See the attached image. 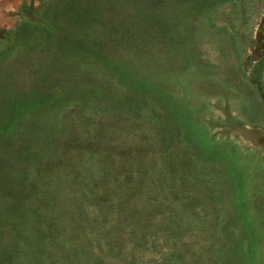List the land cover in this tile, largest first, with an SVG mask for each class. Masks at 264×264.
<instances>
[{"label":"rangeland","instance_id":"obj_1","mask_svg":"<svg viewBox=\"0 0 264 264\" xmlns=\"http://www.w3.org/2000/svg\"><path fill=\"white\" fill-rule=\"evenodd\" d=\"M71 1L0 0V264H264V0Z\"/></svg>","mask_w":264,"mask_h":264},{"label":"trees","instance_id":"obj_2","mask_svg":"<svg viewBox=\"0 0 264 264\" xmlns=\"http://www.w3.org/2000/svg\"><path fill=\"white\" fill-rule=\"evenodd\" d=\"M187 1L189 2H195V1H201V0H76L75 2L78 3L79 5H81L82 8H86L94 18H101V19H105L107 18V20L110 18L112 19L114 15H118L120 14L122 16V11L124 9H128L132 14L136 13L137 11H139L138 16H140V13L144 12H152L155 13L156 11L158 12L159 10V4H169V3H186ZM68 2H72L71 0H68ZM127 3V4H125ZM137 4H139V7H137ZM141 4V5H140ZM125 14V13H124ZM146 202V201H145ZM147 204H149V202H146ZM131 207H133V211H132V220L131 222L134 221H142L140 218V215L143 214V212L145 213H149L147 209L143 208L142 206H137L134 203L131 204ZM152 207V205H151ZM149 217V216H148ZM134 219V220H133ZM150 220H146L145 222V227L149 226ZM113 230V229H112ZM114 231V230H113ZM124 228L118 226L115 229L114 233H109V231H105L102 230V233L98 232V228L96 229L95 232V237L97 239V242L99 243L100 241L104 240V245L107 246L109 248V251H111V247H109V239L111 237H113V235L115 236V239H117L118 235L120 237H122L121 234H123ZM146 232H143L141 234V237L146 235ZM98 250L99 252L102 251V248L100 246H98ZM121 250V248H119L117 250V252H119ZM67 255V254H65ZM68 256V255H67ZM107 256V255H106ZM102 263V259H97L95 264H99ZM132 264V262L130 263Z\"/></svg>","mask_w":264,"mask_h":264}]
</instances>
